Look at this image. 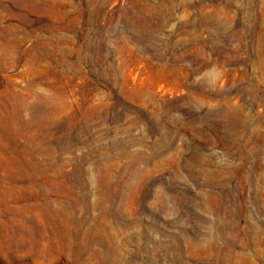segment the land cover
<instances>
[{"label":"rangeland","instance_id":"obj_1","mask_svg":"<svg viewBox=\"0 0 264 264\" xmlns=\"http://www.w3.org/2000/svg\"><path fill=\"white\" fill-rule=\"evenodd\" d=\"M0 264H264V0H0Z\"/></svg>","mask_w":264,"mask_h":264},{"label":"bare ground","instance_id":"obj_2","mask_svg":"<svg viewBox=\"0 0 264 264\" xmlns=\"http://www.w3.org/2000/svg\"><path fill=\"white\" fill-rule=\"evenodd\" d=\"M41 252V251H40Z\"/></svg>","mask_w":264,"mask_h":264}]
</instances>
